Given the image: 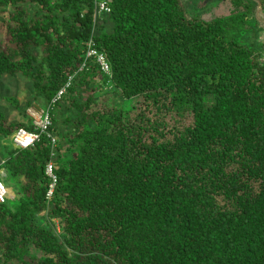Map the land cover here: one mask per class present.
<instances>
[{
  "label": "trees",
  "instance_id": "trees-1",
  "mask_svg": "<svg viewBox=\"0 0 264 264\" xmlns=\"http://www.w3.org/2000/svg\"><path fill=\"white\" fill-rule=\"evenodd\" d=\"M103 1L95 21V0H0V81L23 76L48 106L75 76L54 157L46 135L6 145L35 126L0 111V264H264V0H221L211 20L181 0Z\"/></svg>",
  "mask_w": 264,
  "mask_h": 264
},
{
  "label": "rangeland",
  "instance_id": "rangeland-1",
  "mask_svg": "<svg viewBox=\"0 0 264 264\" xmlns=\"http://www.w3.org/2000/svg\"><path fill=\"white\" fill-rule=\"evenodd\" d=\"M182 4L188 10L190 16L192 17H201L205 20H211L215 17L220 16L223 13V8L225 3L221 0H181ZM223 3V4H222ZM226 5V4H225ZM264 20V15H262ZM261 42L264 44V36L261 35ZM260 42V43H261ZM101 87L100 83H95L90 86L91 89ZM79 88V87H78ZM106 91H101L104 93ZM93 93V92H91ZM90 93H83L82 98L86 99ZM36 93L34 87L30 81L25 79L21 75H16L14 77L6 76L0 81V111L6 114L8 121L11 122H21V123H33L34 117L33 112L41 111L46 107L45 101L39 99L33 101ZM6 97H15L19 103L21 109H26V115H24L21 110L15 108L12 104L6 102ZM33 101L34 103L27 107L28 103ZM76 116V111L70 109L66 104L61 110H59L57 119L58 126L65 129L64 125L65 119L70 117L73 118ZM6 145H10L13 148L12 141L9 139L7 142H4ZM12 195L14 191L11 190ZM41 222H45V214H41L39 217Z\"/></svg>",
  "mask_w": 264,
  "mask_h": 264
},
{
  "label": "built area",
  "instance_id": "built-area-1",
  "mask_svg": "<svg viewBox=\"0 0 264 264\" xmlns=\"http://www.w3.org/2000/svg\"><path fill=\"white\" fill-rule=\"evenodd\" d=\"M111 9L106 1L95 0V21H97L103 13H110ZM264 15V10H263ZM87 60H93L95 64L100 68L101 72L105 75H111L110 64L108 63L104 54L100 53L95 46L93 37L89 40L86 52ZM87 67V61L80 68L83 71ZM75 76L70 77L67 84L58 92L56 97L52 102L46 106L41 111L34 110L33 124L35 126L34 132H29L26 129L16 130L10 137L13 147L15 149L26 150L32 148L41 140L43 135H46L50 140V146L52 149V157L55 156V149L57 147V139L51 133L50 129L52 127V112L55 105L62 100L64 95L67 93L68 89L71 88ZM46 176L50 179L51 183L46 194V200L50 201L54 195L55 188L58 183V177L55 174L54 162L50 161L46 166ZM5 177V172L0 171V178ZM11 190L5 185V183L0 179V204H5L8 199H12Z\"/></svg>",
  "mask_w": 264,
  "mask_h": 264
},
{
  "label": "water",
  "instance_id": "water-1",
  "mask_svg": "<svg viewBox=\"0 0 264 264\" xmlns=\"http://www.w3.org/2000/svg\"><path fill=\"white\" fill-rule=\"evenodd\" d=\"M261 8H262V5L259 2H257V12H256V16L257 17L260 16Z\"/></svg>",
  "mask_w": 264,
  "mask_h": 264
},
{
  "label": "crops",
  "instance_id": "crops-1",
  "mask_svg": "<svg viewBox=\"0 0 264 264\" xmlns=\"http://www.w3.org/2000/svg\"><path fill=\"white\" fill-rule=\"evenodd\" d=\"M261 10H262V8H261ZM262 16H261V13H260V18H261ZM258 18V22L264 27V20H263V18H261V19H259V17H257Z\"/></svg>",
  "mask_w": 264,
  "mask_h": 264
}]
</instances>
